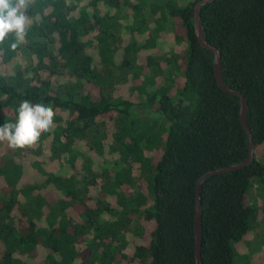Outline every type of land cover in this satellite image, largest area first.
Wrapping results in <instances>:
<instances>
[{"label":"trees","instance_id":"1","mask_svg":"<svg viewBox=\"0 0 264 264\" xmlns=\"http://www.w3.org/2000/svg\"><path fill=\"white\" fill-rule=\"evenodd\" d=\"M199 1L32 0L24 43L0 45V125L25 99L55 118L33 148L0 142V264H196L198 181L250 147L197 38ZM201 21L255 142L252 163L203 184L202 264H264L248 255L264 219V0H216Z\"/></svg>","mask_w":264,"mask_h":264},{"label":"clouds","instance_id":"2","mask_svg":"<svg viewBox=\"0 0 264 264\" xmlns=\"http://www.w3.org/2000/svg\"><path fill=\"white\" fill-rule=\"evenodd\" d=\"M32 0H0V45L10 36L15 37L13 49L24 43L29 28L27 10ZM15 122L0 125V142H7L10 149L33 148L44 133L51 132L54 125L53 107L23 100L17 110Z\"/></svg>","mask_w":264,"mask_h":264},{"label":"water","instance_id":"3","mask_svg":"<svg viewBox=\"0 0 264 264\" xmlns=\"http://www.w3.org/2000/svg\"><path fill=\"white\" fill-rule=\"evenodd\" d=\"M216 0H200L194 6V27L199 43L203 48L212 52L214 54V68H215V77L217 83L221 90L231 95L237 96L240 98V106H241V123L246 131L249 141V154L245 160L240 163L233 164L231 166L223 167L217 170L210 171L204 174L198 181L197 185V205H196V215H195V238H196V249H195V258L196 264H202V245H203V203L201 200V191L204 182L213 176L238 171L245 167H247L250 163L254 161L255 158V142L253 139V135L251 133V129L247 122V114L249 110L248 102L245 96L240 92L233 90L231 87L227 86L223 80L222 76V56L219 49L215 48L211 44H209L206 40L205 29L201 21V8L213 3Z\"/></svg>","mask_w":264,"mask_h":264},{"label":"rangeland","instance_id":"4","mask_svg":"<svg viewBox=\"0 0 264 264\" xmlns=\"http://www.w3.org/2000/svg\"><path fill=\"white\" fill-rule=\"evenodd\" d=\"M146 10H148V6L145 7ZM148 19V22L147 24H149L151 22V17H150V14L148 15L147 17ZM168 72V71H167ZM94 131V129L92 130ZM93 135L95 134L94 132H91ZM96 136V134H95ZM96 138H101L100 137H97ZM157 159H155L154 161L156 162L158 160V155L156 157ZM259 190L260 188L258 186H254L253 189L251 190L250 192V195H251V200L253 203H259L261 198L259 196ZM253 240L251 241L252 243L250 244V248H249V253L248 255L251 256V260L255 259V258H258L260 257V255L263 253L264 254V219L261 221V224H260V227H259V230L254 234L253 236ZM237 264H243V261L242 260H239L237 262Z\"/></svg>","mask_w":264,"mask_h":264}]
</instances>
